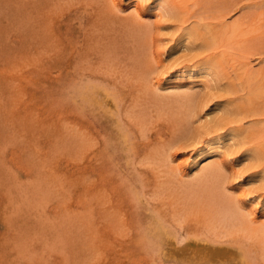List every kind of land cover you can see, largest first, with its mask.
Masks as SVG:
<instances>
[{
	"label": "rangeland",
	"instance_id": "obj_1",
	"mask_svg": "<svg viewBox=\"0 0 264 264\" xmlns=\"http://www.w3.org/2000/svg\"><path fill=\"white\" fill-rule=\"evenodd\" d=\"M157 1L0 0V264H264V0ZM209 60L211 90L164 78Z\"/></svg>",
	"mask_w": 264,
	"mask_h": 264
},
{
	"label": "bare ground",
	"instance_id": "obj_2",
	"mask_svg": "<svg viewBox=\"0 0 264 264\" xmlns=\"http://www.w3.org/2000/svg\"><path fill=\"white\" fill-rule=\"evenodd\" d=\"M151 5H152L151 7L153 8V10H154V12L156 14L164 15L165 13L168 12V9L166 7H164L165 4L163 5V2H159L157 0H154V3L151 4ZM137 13H138V11H137ZM173 14H171V15H173ZM195 30L196 29H194V28H186L183 31V33L181 34V37L180 38L178 37L179 38L178 39L179 47H181L182 45H185L187 47L189 45H191V46L192 45H195V46L199 45L200 46V44H199L200 41L198 40L197 34H196L197 30L196 31ZM199 37H200V35H199ZM197 40H198V42H197ZM172 53H170L169 55H171ZM190 67H192V66H190ZM214 67H215V65L210 60L206 61V62L204 61L202 63H199V65L196 66L195 68H193V67L189 68L188 67L186 69V68H183V67H176L178 69H176V70L174 69L175 71H174L173 74H171V73L170 74H166V76L164 78H169V80L172 79V78L173 79L175 78V80L176 79H180V78H187V80H188V78H189L190 82H193V85L189 86V88H192L194 85H198V84L201 83L200 85H203L205 88L207 87V89H210L209 86H210V82L211 81L216 80V82H217V81L220 80L218 75H217L218 78L215 76L217 72H216V69H214ZM214 77H216V79ZM181 80H183V79H181ZM181 80H179V82ZM178 83H177V85L175 87L181 86V84L180 83L178 84ZM218 85H220V84H218ZM157 88H159V87H157ZM211 89H212V87H211ZM79 91H80L81 96L86 98L89 103H98L101 106L103 104L102 101L104 102V100H105V103L108 104L107 96H104L105 97V99H104L103 95H102V94H104L103 92H105V91H103L99 86H97L95 84L93 85V84L88 83V84L84 85V87H82L81 90H79ZM107 95H109V93ZM102 98L104 100H102ZM194 105H195V103H194ZM224 107H226V106L223 105L221 107V109L224 110ZM190 110H191V108H190ZM192 111H193V109H192ZM201 114H202L201 117L203 119H205V120L210 119L211 120L212 111H208V109L207 110H203L201 112ZM211 122L212 121H210V123H204V126L207 129L214 128V127L218 126V123H219L218 120H215L214 123L213 122L211 123ZM226 134H227L226 136H228V139L233 138V136L236 135L234 132H230V133H226ZM224 140H225L224 136H223V139H222L221 135L217 134L213 139H211V140L209 139L206 142V144L201 146L199 148L200 151L198 150V151L194 152V154H192V156H190V158H191L190 160L191 161L196 160L198 156H200L201 154L203 155L204 150H205V152H206V150H208V151L209 150L218 151L217 153H219V152L221 153V152H224V151L226 152L225 149H227V145L224 144ZM203 172L210 173V168L209 167L205 168V170ZM262 209H264V208H262ZM252 214L254 215L255 213H252ZM210 215H211V217L207 220V225H208V228L217 237H224V236H226V235H228V234H230V233H232L234 231H240V230L242 231V228H243L244 224H242V219H241V217L239 215H234L233 213H231V214H228V215L225 216V215H222L220 213H215V212L213 214H210ZM208 243L202 242L200 246L197 245V246L191 247V253L194 256L201 255L205 259L206 258L207 259L208 258H217V259H219L221 261V263H223L224 261L226 262V260L231 258L230 261L233 263L232 260H234L235 258L234 257L232 258L231 257L232 255L230 256V252L225 250V249H223L222 248L223 246L222 247L221 246L213 247L212 245H210ZM214 243L218 244V241L214 242ZM220 243L221 242L219 241L218 245H220ZM262 247H263L262 249H264V243H263ZM228 250H230V249H228ZM168 254H170V253H168ZM234 262L235 263H233V264H236V261H234Z\"/></svg>",
	"mask_w": 264,
	"mask_h": 264
},
{
	"label": "snow or ice",
	"instance_id": "obj_3",
	"mask_svg": "<svg viewBox=\"0 0 264 264\" xmlns=\"http://www.w3.org/2000/svg\"><path fill=\"white\" fill-rule=\"evenodd\" d=\"M251 195V194H250Z\"/></svg>",
	"mask_w": 264,
	"mask_h": 264
}]
</instances>
